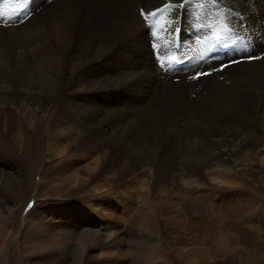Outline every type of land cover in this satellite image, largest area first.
Segmentation results:
<instances>
[{
  "label": "rangeland",
  "instance_id": "rangeland-1",
  "mask_svg": "<svg viewBox=\"0 0 264 264\" xmlns=\"http://www.w3.org/2000/svg\"><path fill=\"white\" fill-rule=\"evenodd\" d=\"M29 1L22 5L26 7ZM54 1L56 0H34L30 9L32 16L29 19L25 12H21L24 19L21 25L18 23L21 29L32 23L33 16L48 15L43 9L49 2ZM134 1L136 6L143 3V0ZM225 1L230 2L232 7L235 6L234 9L242 11L245 16L244 22L248 24V29L242 27V21L236 23L239 24V35L245 38L250 32V39L256 44L255 48H252L255 44L253 43V46L251 44L249 49L243 46L242 51L238 49L228 60L242 56V58L258 56L264 52V37L262 43L264 0ZM26 23L28 24L25 25ZM13 26L15 25L8 22L7 26L0 28L11 33L15 30ZM187 31L188 29L184 35H187ZM136 36L138 37L135 33L129 42L110 47L111 52L105 53L98 49L101 57L98 61L94 60L84 69H76L79 73L67 74L68 77L62 78L61 83H58V90L54 89L53 92L45 68L59 64L62 51L56 52L52 47L40 48L43 49L42 57L39 59L42 64L33 62L30 67H25L29 71V76L23 78L26 80L25 83H21L19 76L17 78L13 76L14 73H18L16 69L10 74L7 71V75H0V96L4 95L1 86H5L11 88L7 94L12 97L11 102L3 103L4 99H0L2 110L8 114L7 117L0 116V133L5 134L3 143L0 141V264H264V184H261L264 183V173L256 172V175L250 177L252 182L247 188L255 191L254 193L249 190L252 196L245 195L247 193L242 192V187L237 190L233 182L232 185L219 190L210 185L205 178L202 183L207 186L202 188L192 185L186 188L177 177L182 173L178 169L180 165L192 164H188L187 154L182 153L184 149H178L179 146L187 144L183 131L186 132L198 125L205 126L202 124L204 122L206 124L208 113L213 110V107L208 108L211 110L206 108L207 101L203 104L205 100V96L202 95L203 87L200 85L199 89H195L196 78L190 81L195 82L192 84L195 87L182 91V94H185L183 100L189 99L197 111L190 112L185 109V113L176 116L174 102L179 91H174L172 98L169 99L171 94L164 89L166 95L148 101L149 105L140 104L143 94L129 96L119 92L124 101L121 104L116 103V106L114 102H111L110 106L106 105V97L95 92L97 89L94 87L101 83L99 82L101 78L104 82L110 81L108 77L116 78L124 85L132 83L134 73L142 72H134L122 61L127 52H135L146 47L145 44L140 45ZM255 36L258 43L254 41ZM14 40L13 36L5 42L0 40V53L4 49H9ZM184 44L185 48H188L189 42L186 41ZM168 49L180 55L175 45ZM12 50L10 57L15 60L20 50L16 47ZM68 50L70 54L73 47L70 46ZM249 50L257 52L251 53ZM247 53L250 56L246 55ZM262 60L246 61L239 65L248 68L247 64ZM66 61L70 65L69 69L76 63V59H71V55ZM225 62L226 60H221L219 63ZM231 66L224 69L228 71ZM212 67L218 66L212 64ZM225 70H218L217 73L222 74ZM30 73L36 74L37 77L31 80ZM180 74L175 78L163 75L162 80L171 81L172 84L178 81L183 73ZM212 75L214 74H208L206 78H212ZM226 78L222 76L221 82ZM245 78L249 77L246 75ZM39 84L50 89L49 96L51 99L54 98V101L47 102V110L40 115V122L34 123L31 121V110L37 113L38 107L30 105L29 99L36 100L34 92ZM168 85L164 83L165 88ZM232 87L235 91L236 87ZM222 93L218 90L211 100L222 99ZM237 93L243 102L242 108H247L249 109L247 111L252 113V100L247 92L241 91L238 87ZM199 98H202V101ZM92 100L96 101V105ZM91 104L94 105L93 108ZM138 106L145 108L143 115L133 114V108ZM66 108L80 112L81 124L86 125L89 132L88 137L79 140L77 144L54 136L60 127L64 130L62 124L66 125L65 119L68 120ZM147 117L153 126L144 131L147 140L140 138L141 146L132 148L133 151L130 149L129 156H113L112 146L108 142L117 143L119 138L120 140L128 138ZM117 119H128L129 123L110 125L111 121ZM201 122L202 124H199ZM233 123L236 128L244 127L238 119ZM165 124L171 126L167 127ZM249 125L252 129V124ZM261 126L259 124L257 127L259 132L256 133L263 141L264 130ZM49 133H52L50 137ZM191 140L202 143L201 137L197 139L195 136ZM161 147L160 153L154 157L155 150ZM57 152H65L73 169L67 168L61 175L58 174L60 172H55L56 165L61 160ZM140 152L146 154L142 153L143 155L139 157L137 153ZM246 155L244 152L239 153L241 159L244 157L246 159ZM130 156L133 161L129 166L132 169L125 163ZM97 160L100 165L95 170ZM146 161L148 163L152 161L150 162L152 175L149 171L147 175L132 173ZM259 161L260 158L254 159V163ZM248 168L250 172L258 170V166L254 165ZM10 210H13L11 217ZM232 211L240 217L246 215L244 219L248 215L253 218L251 221L243 218L241 221L234 220L239 223L237 224L231 218ZM31 212L33 213L30 216ZM44 213L49 215L48 218ZM99 225L103 228L101 241L93 251L86 254L87 256L83 255L82 262L80 259L83 248L80 239L82 230L78 227ZM100 234L97 233L98 236Z\"/></svg>",
  "mask_w": 264,
  "mask_h": 264
},
{
  "label": "bare ground",
  "instance_id": "bare-ground-1",
  "mask_svg": "<svg viewBox=\"0 0 264 264\" xmlns=\"http://www.w3.org/2000/svg\"><path fill=\"white\" fill-rule=\"evenodd\" d=\"M170 1L181 2L182 0H170ZM227 2L228 1H226V3ZM163 3L164 0H143V3L141 4H144L145 6L141 4L136 6L134 0H56L54 2H49L48 6L45 9H43V11L48 15L40 14L33 16L31 19L32 27H30L31 24H29L25 28L21 29V27L17 23L18 26H13L15 27V30H12L11 33H9L8 30L4 31L0 28V40H4L5 42L9 39L10 36H13L15 39L14 44H12V46H10L9 49H4L3 52L0 53V75H7L8 74L7 71L10 74V72H13L14 69H16L18 73L16 74L14 73L13 76H15V78L19 76L21 83H25L26 80L23 78L29 76V71L25 67L26 66L27 68L30 67L33 64V62L40 64L41 62L39 59L42 57L43 54V49L40 48L52 47L55 48L56 52H60V50L62 51L60 55L61 57L59 59V64H56L55 61L56 65L45 68L46 75H48L49 79L51 80L50 84L53 92L54 89L58 90V83H61L62 78L66 77L67 74H76L78 72L76 69L79 70L84 69L88 67L89 64L94 60L98 61V58L100 57L99 55L100 51L98 52V49H101V51L108 53L110 51L109 50L110 47L120 43L129 42L131 40V36L135 35L136 33L138 35V37L137 36L136 37L138 38L140 45L145 44L146 47H144L143 49L140 48L135 52L134 51L127 52V54L123 57L122 61L125 63L126 67L129 66L130 69L133 70L134 72L137 73L139 71L142 72H139L138 74L134 73L135 77H132L133 78L132 83L124 84V85L121 80L116 78L108 77L107 79L110 80L108 82L102 81L103 78H101L99 80V82L101 83L96 87H94V89H97L95 92H98L100 95L106 97V105L109 104L110 106V103L114 102L116 106V103L121 104L124 101V99L121 98L119 92L121 94H129V96H132V94L133 95L137 94L139 96L143 94V100L140 102V104L145 103L146 105H149L148 101L151 102L154 99H160L161 97H164L163 95H166L165 94L166 92H163L164 89L165 90L167 89L171 94L169 96V99L172 98L174 91H179L178 96L176 97L174 102V107H175L174 116L181 114L182 112L185 111V109L189 110L190 112L197 111L195 109V106H193L194 103L192 102L190 103L189 99H185V101L183 100L185 94L184 95L182 94V91L186 89H190V87L192 88L195 87L194 85L192 86V84L195 83L194 81L190 83V81L194 77L192 74L195 72V70H193V67L195 65L191 66L190 64L188 67H185V73L182 74V76L178 79V81L172 84L171 81H163L162 76L166 74L162 75L160 73V70L155 66V62L153 60V54L150 48V39L148 37V27L143 23V21L139 16L140 8L145 7L146 8L145 10L150 11L162 5ZM254 14L255 13L253 12L252 15L254 16ZM189 17L190 15L185 13V18H184L185 24L183 23L182 27L186 28V26H188V28L186 29L191 30V27L189 26L191 19H189ZM192 17L196 18L195 16ZM28 23H26L25 25H27ZM12 33L15 35H12ZM144 33L146 36L144 35ZM161 33L163 34V36L168 35L167 30H162ZM263 37L264 36H262V43H263ZM161 40L165 42L164 39ZM186 41L190 42V39L187 35H184L183 43H185ZM254 41L256 42L258 41V38L256 36L254 38ZM259 43L261 44V42ZM173 45H174L173 42H169V43L165 42L162 51L164 53L166 52L167 55H173V54L176 55V52L170 51L168 49L171 48ZM70 46L73 47V50H71L73 52L69 54L68 49ZM13 47H16L17 50H20L15 60H13V58L10 57L11 53L13 52L12 50ZM254 52H257V50L251 51V53ZM238 53L241 52L238 51ZM70 55H71V59L73 58L76 59L75 65L77 66L74 65V67L69 69L70 67L68 63L69 60L66 61V58L68 57L69 59ZM231 60L234 59L226 60V62ZM219 62L220 61L215 62L213 60L212 64L216 67V65L217 66L220 65ZM247 65L248 68L243 67V65L240 66L239 63L233 64V66H231L228 71L224 69L225 71H223L222 74L221 72L220 74L217 72L216 73L213 72L212 74L214 75L211 76L212 78H206V75H200L199 78H196V83H197L196 85L198 88L196 87L195 89L196 90L199 89L200 85L203 87L202 95L205 96V100L203 101V104H206L207 101L208 103L206 105V108L208 109L210 107L211 108L213 107V110L210 112V114L207 112L209 118L206 120V124L205 122L204 124H202V122L199 123L205 126L198 125L193 129H188L186 132L183 131V134L185 135L184 141H186L187 144H185V146H181V147L179 146V148L178 147L177 148L180 150L184 149L182 153L187 154L188 164L192 163L187 166L180 165L178 167V169H180L179 172L182 173L179 174L177 177H179V180L181 181L184 187L190 188L192 187V185L193 186L198 185L203 188L207 186L206 184L204 186V184L202 183V181H204V179L206 178L209 181L210 185L215 186V188H218L219 190H221L220 188L223 187L226 188L232 185L233 182V184L236 185L237 190L240 187H242L241 189H243V191L242 190L241 191L244 194L247 193L245 195L250 196L251 194L252 196L253 194L250 191L255 193L253 189H248L247 185L250 182H252L250 177L256 175V172L258 174L264 173V143H263L264 140L261 141L260 138L257 137L258 135L257 133L259 132V128L257 127L259 126V124L262 125L261 127L264 130V60H262L261 62H254L253 64H247ZM203 69L207 70L208 68L207 66H204ZM246 75L249 78H245ZM222 76L227 78L221 82ZM30 77L31 80H34L35 77L37 76L34 73L33 74L30 73ZM165 82L169 84L167 88L164 87ZM232 86L236 87L235 91L233 90ZM1 87L3 89L2 91L4 92V95L0 96V99H4V101H2L3 103L8 101L11 102L12 97L7 94L11 91V88L5 86H1ZM238 87L240 88L241 91L247 92L249 98L252 100V104H251V109L253 110L252 113L247 111L249 109L242 108L243 102L240 100V97L238 96L237 93ZM38 89H40L41 91H38ZM218 90L223 92L222 99L217 100L215 98V100L214 99L211 100L214 94H216ZM34 93L36 100L34 99L32 100V98H30L29 100L31 101L30 105H35L38 107L37 113L31 110V114H32L31 121L35 123V121L40 122L39 120L40 115L47 110L46 108L47 102L49 103L51 101H54V98L51 99V97L49 96L51 93L50 89L45 88L40 84L35 88ZM200 99L202 101V98H199V100ZM92 102L94 105H96V101L92 100ZM93 104H91V106ZM181 104L186 106L182 107L183 105L180 106ZM2 106H0V116L3 115V117H7L8 114L2 110ZM116 109H114L115 112ZM144 109L145 108H143L142 106L135 107L133 108V114L143 115ZM204 111L207 110L204 109ZM79 113H77L75 110L67 109L68 120L65 119L66 125L62 124L64 130H62V128L60 127L61 129L59 128L58 132H56L54 136L62 139L63 141L66 142L69 141V143H75V144H77L78 141L81 139L85 140V138L88 137L89 132L86 129V125L81 124V120L79 119L80 118ZM186 113L189 114V112ZM98 114L99 112L97 111L96 116H98ZM193 115L195 116L196 113L194 112ZM218 118L220 120H217ZM236 119L241 121V123L244 126L243 128L235 127V124L233 122ZM127 122L128 119H117L116 121H111L110 125L113 126L115 125V123L119 124V123H127ZM249 123L252 124V129L249 128L250 126ZM165 125L167 127L171 126V124L170 125L165 124ZM165 125L164 128H166ZM152 127H153L152 123L149 121V117H147L146 120H144V122L140 124L138 128L134 130L128 138H123L122 140H120L119 138V141L117 143H113L112 141H109L108 144L112 146L111 148L113 151V153L111 154H113V156L114 155L129 156L130 149L131 151H133V149H135L138 145H140L139 144L141 143L140 138L147 140L146 136L144 135V131L145 130L148 131V129ZM164 130L162 131L164 132ZM52 133H49V137L52 135ZM187 135H188L187 138L188 140L186 139ZM195 136H197V139L201 137V141H202L201 144L195 142L194 140L193 141L191 140ZM4 138H5V134L1 132L0 141L2 142ZM102 139H104V137ZM127 141L129 142L127 143ZM182 143L184 144L185 142ZM160 149H162V147L157 148L155 150L156 154L154 153V157L160 153ZM105 150H107V148ZM240 152L241 153L244 152L247 154L246 159L244 157L245 160L243 158L242 159L240 158L239 156ZM142 153L146 154L144 152H140L139 154L137 153V155H139L140 157V155L141 156L143 155ZM56 154L57 156L60 157L61 160L56 165L55 172H60L58 174L61 175L66 172L67 168L73 169V166L70 163V160L67 158L65 152L64 153L57 152ZM175 156L177 157V154H175ZM255 158H260L259 163H254ZM131 161H133L132 156H130V158L126 160L125 162L126 165L128 166L132 165L130 164ZM176 161L178 162V159ZM146 162H144L143 165L139 166V168L135 169L134 171L131 170L132 173L138 172V174L140 175H147V172L149 171V174L152 175V169H151L152 163H150L152 161H149V163L148 161ZM99 165H100L99 161L97 160L95 162L94 169L96 167H99ZM252 165L258 166V170L257 171L251 170L252 172H250L249 171L250 168L248 167ZM128 168H130V166ZM28 180L30 181V179ZM261 184L264 183L261 182ZM251 206L254 207V205L252 204ZM32 213L33 212L30 213V216ZM64 214L67 215L66 212H64ZM12 215H13V210H10L9 217H11ZM44 215L47 218L49 216L45 213ZM236 215L237 213L233 212L231 218L233 222L237 224L239 223L234 220L241 221L243 218V220L251 221V219L253 218L252 216L248 215L244 219L246 215H243L241 217L238 215L237 217ZM47 218L44 219L46 220ZM77 224L78 222L76 220L75 225ZM78 229L82 230L80 237L81 243L83 244V248L81 249V257H80L82 261L84 257L83 255L89 254V252L93 251L97 246L98 242L101 241L100 238L101 235L103 234V228L101 225H99L97 227L79 226ZM97 233L98 234L101 233V234L98 236Z\"/></svg>",
  "mask_w": 264,
  "mask_h": 264
},
{
  "label": "snow or ice",
  "instance_id": "snow-or-ice-1",
  "mask_svg": "<svg viewBox=\"0 0 264 264\" xmlns=\"http://www.w3.org/2000/svg\"><path fill=\"white\" fill-rule=\"evenodd\" d=\"M23 2H27V0H23ZM190 2H191V0H184V2L182 4L177 5V7L183 9L185 4H188ZM209 2L212 4H215L217 2V0H209ZM161 11H162V9H161ZM21 15H23V14L21 13ZM149 15L155 16L156 13L152 12V13H149ZM194 15H195L197 21L204 19V15H203L202 11H198ZM194 27L197 30H199L200 25L196 24V25H194ZM209 27H211V25H209ZM212 38L214 40V45H213V49H210L209 51H213L215 46H222L224 48H227V47H229L230 43H236V39H237L231 34V30L228 28H225V35L224 36H220V35L213 33ZM173 59L175 60V56H173ZM246 59L251 61V60L260 59V57L259 56H250V57H247ZM236 62L237 61H232L231 63H236ZM177 63H180V61H177ZM225 66H227V65H225ZM207 74L208 73H202V74L197 73L193 78H199L200 75H207Z\"/></svg>",
  "mask_w": 264,
  "mask_h": 264
}]
</instances>
